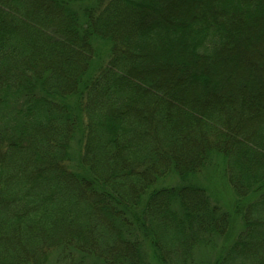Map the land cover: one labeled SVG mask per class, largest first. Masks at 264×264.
Listing matches in <instances>:
<instances>
[{"label": "trees", "instance_id": "1", "mask_svg": "<svg viewBox=\"0 0 264 264\" xmlns=\"http://www.w3.org/2000/svg\"><path fill=\"white\" fill-rule=\"evenodd\" d=\"M150 259L264 264V0H0V264Z\"/></svg>", "mask_w": 264, "mask_h": 264}, {"label": "rangeland", "instance_id": "2", "mask_svg": "<svg viewBox=\"0 0 264 264\" xmlns=\"http://www.w3.org/2000/svg\"><path fill=\"white\" fill-rule=\"evenodd\" d=\"M77 145L75 142L73 143V148L75 150L77 149ZM219 187H220L219 193L217 194V196L219 198L218 200H220L221 202L223 201V203L226 206H229L230 203L232 202L231 190L227 187V185H225L224 187L222 185H220ZM199 252L200 253H209L210 252L211 256L213 255V249L212 248L208 249V248L204 247V248H201V250ZM200 256H201V254H200ZM149 264H157V263L155 261H153V259H150Z\"/></svg>", "mask_w": 264, "mask_h": 264}]
</instances>
